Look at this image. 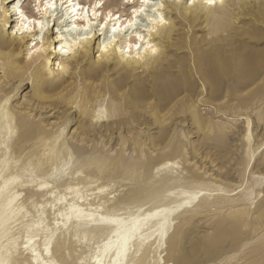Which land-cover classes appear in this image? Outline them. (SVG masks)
<instances>
[{
    "label": "rangeland",
    "instance_id": "rangeland-1",
    "mask_svg": "<svg viewBox=\"0 0 264 264\" xmlns=\"http://www.w3.org/2000/svg\"><path fill=\"white\" fill-rule=\"evenodd\" d=\"M25 2L27 6L21 8L33 13L34 3L22 0L21 5ZM160 2L166 4L165 0ZM137 3L143 0L128 5L125 13H132L130 7ZM143 8H147L142 9L145 15L158 14L154 8ZM166 13L163 11V15ZM137 19L142 25L151 23L147 17ZM263 22L264 0L245 4L221 23L223 33L207 38L201 23L190 28L179 22L169 61L156 73L130 77L117 92L116 72L91 75V59H85L75 75H67L62 88L42 81L32 85L26 73L16 80L9 79L7 84L3 82L0 105L13 109L16 104L14 111L22 112L25 120L36 127L32 128L34 133L19 142L14 121V136L11 134L6 144H0V155L9 151L7 168H14L17 173L24 164L30 166L18 174L21 185L16 189L22 193L18 202L25 204V217L11 225L12 233L20 236V264L30 259L24 249L26 226L38 221V242H42L43 229L54 231L55 219L61 220V206L74 197L90 199L94 207H103L101 211L88 209L86 213L113 217L114 208L134 211L141 202L161 199L166 189L183 186L210 190V198L200 196L191 203L195 206L207 198L197 208L203 213L184 223L194 213L188 211L190 208L179 210L172 217L163 246L157 251L152 249L144 264H264V207H259L264 200V60L258 54L264 50ZM103 24L104 19L100 26ZM17 57L22 64L27 51ZM25 80L29 84H23ZM84 91L92 101L86 99ZM44 104L50 107L49 114L55 113L54 118L42 120L36 113L39 109L29 112L32 106ZM112 108L119 110L114 126L108 124ZM98 111L102 112L100 119ZM50 121L56 122L55 126L66 125V130L54 147H39L38 133L53 131L46 124ZM248 130L252 134L250 141L246 138ZM53 152H61L66 165H59L53 170L56 178L49 179L36 164H43ZM164 162L177 165L155 175V167ZM57 164L53 159L48 168ZM45 179L52 186L50 191L56 190L57 198L66 199L53 201L34 195L33 191V197L24 201L28 190L38 189ZM68 185L79 187L78 193L66 190ZM252 189L253 194H248ZM35 201L38 204L33 205ZM167 201H152L141 212L176 204ZM67 228L54 232L51 246L65 242V248L54 253L55 260L59 264H79L83 259L84 264H90V256L103 238L96 232L72 236V228ZM179 233V244L170 248L168 239Z\"/></svg>",
    "mask_w": 264,
    "mask_h": 264
},
{
    "label": "bare ground",
    "instance_id": "bare-ground-1",
    "mask_svg": "<svg viewBox=\"0 0 264 264\" xmlns=\"http://www.w3.org/2000/svg\"><path fill=\"white\" fill-rule=\"evenodd\" d=\"M21 1L18 0L17 4V0H0V87L3 86V82L7 84L9 79L16 80V78L23 77L26 73L27 79L32 80V85L34 82L39 83L42 81L47 86L56 89L62 88L67 83V75H75L78 66L84 63L85 59H91V75L97 76L107 70L116 72L118 81L115 82V92H117L130 77L156 73L169 61V52L173 40L180 30L179 22L181 25L190 28H195L197 24L201 23L202 27L200 28L206 32L207 36L205 38H207L223 33L225 30H222L221 23L245 4L262 2L263 0H215V3H209V0H165L166 4H162L160 0H149V2L143 0V3L131 6L132 13L129 14L125 13L126 8L135 0H71V2L70 0H55V8L51 7L52 0H29L34 3L32 7L35 9L31 14L30 9L26 8L24 10L21 8V6H27L26 2L21 5ZM86 5L88 8L85 12ZM91 5L93 6L91 7ZM14 6L21 8L27 20L43 21L46 24L44 31L41 32L39 27L31 24L29 25L30 30L21 32L18 25L27 23V20L22 19L18 13L12 11ZM73 7H77L74 13L71 11ZM143 7L154 8V11H157L158 14L145 15L142 13ZM163 11L167 12L166 15H163ZM93 12H95V15H93ZM173 16L178 20H175ZM146 17L150 20V24L142 25L135 20V18L146 20ZM103 19L104 24L100 26ZM52 23H54L53 27H51ZM7 27H9L8 30ZM54 28L56 29L54 30ZM114 28L116 31H113ZM196 38L195 32L194 39ZM33 42H35L34 45ZM23 50L27 51V58L24 57L26 60L19 64L17 56ZM258 54L260 59L264 60V50L259 51ZM38 61L40 62L37 64ZM200 61L198 58V62ZM25 81H23V84H29V81ZM97 94L101 93L97 92ZM83 95L87 96L86 99L92 101L86 91ZM9 99L8 97L6 101ZM14 106L12 109L7 107L6 104L0 105V144H6L11 137L12 129H15L12 126L14 121L17 125L15 131L18 132L16 141L22 142L25 137H28L27 134L35 132L32 128L35 130L36 127L25 120L24 116L21 115L22 112H18L19 110L14 111L17 108L16 104ZM49 108L45 104L44 106L37 105L32 106L29 112L39 109L36 111L39 118L49 120L55 117V113L49 114L51 110L48 111ZM46 113L48 114L45 115ZM101 114L102 112L98 111V119L102 117ZM117 116H119V110L112 108L108 124L113 123L114 126ZM55 123H46L51 126L53 131L43 133L42 130L38 133L39 147H54L63 136L66 125H58L57 123L55 126ZM251 137L252 134L248 130L247 140L250 141ZM65 142L64 137L61 143L62 146L65 145ZM7 154L4 152L0 155V264H20L22 262L20 253L17 252V241L20 236L16 237L12 233L11 225L16 224L25 217V214L22 213L25 204L18 202V198L22 193L16 189L21 185L18 182V174L26 172L27 170H24L29 165L24 164L18 168L17 173H14V168L6 167L9 162ZM250 156L252 158L253 153H250ZM53 159L58 164L50 169L48 167ZM62 159L61 152H53V154L46 157L43 164L38 162L36 167L42 170L47 178H56L53 170H57L59 165H66L65 160L62 163ZM209 161L213 163V160ZM176 165L177 163H161L155 167L154 174L158 175ZM261 180L264 179L261 178ZM257 182L259 183L260 180ZM50 187L52 186L49 180L41 181L38 189L28 190L29 196L24 201L27 202L33 197V191H35L34 195H44L49 199L53 198V201L60 202L66 199L65 196L57 198L55 195L56 190L50 191ZM65 189L75 194L79 191V187L74 185H68ZM208 191L210 190H191L187 189L186 186L179 189L168 188L164 191L161 199L155 197L143 203L141 202L134 207V211L126 207L124 211L114 208L116 211L113 212V217L95 216L91 212L86 213L85 211L88 209L101 211L103 207L100 205L94 207L90 199H83L81 196L78 199L74 197L65 206H61L63 207L59 212L61 220L59 221V218L55 219L54 231L49 233L45 231V228L43 229L44 240L42 242H38L41 240V238L38 239L40 230L37 227L38 221L26 226L24 230L26 239L24 249L25 252L30 254V259L25 260L24 264H59L54 258V253L61 252L65 248V242L59 241L54 247L51 246L52 240L55 231L67 226L68 230L72 228V236H79L80 234L85 236L87 232H96V234H99V238H103L102 244H99L90 256V264H144L152 249L157 251L163 246L167 233L172 227L174 220L172 217L179 210L190 208L188 211L194 213L185 218L184 223L203 213V210L199 211L200 209L197 208L205 203L207 198H210L211 194ZM253 192L254 189L248 191V194L252 195ZM200 196H207V198H204V201L195 206H191V203ZM164 200L176 204L174 206L163 204L141 212L145 204L152 201L161 203ZM35 204H38V202H33V205ZM259 207H264V200L259 203ZM74 228L76 229L74 230ZM180 238V233L171 236L168 239L169 247H176L180 242ZM79 262V264H84L83 259H80Z\"/></svg>",
    "mask_w": 264,
    "mask_h": 264
},
{
    "label": "snow or ice",
    "instance_id": "snow-or-ice-1",
    "mask_svg": "<svg viewBox=\"0 0 264 264\" xmlns=\"http://www.w3.org/2000/svg\"><path fill=\"white\" fill-rule=\"evenodd\" d=\"M70 2H71V0H70ZM209 3H215V0H209ZM17 4H18V0H17ZM51 7H52V8H55V7H56L55 0H52V2H51ZM77 7H79V6H77ZM77 7H73V8L71 9V11H72L73 13L76 12ZM12 11H13L14 13H18L19 16H20L22 19L27 20V17L24 16V13L20 10L19 7H15V6H14V7L12 8ZM86 11H87V10L85 9V12H86ZM93 15H95V12H93ZM109 15H111V14H109ZM31 24H35V25H37V26L40 28L41 32H43L44 29L46 28V24H45L43 21H36V20H27V23H23V24L18 25V28H19V30H20L21 32H23L24 30H30V29H29V25H31ZM113 31H116V29L114 28ZM137 47H139V45H137ZM153 51H155V50H153Z\"/></svg>",
    "mask_w": 264,
    "mask_h": 264
}]
</instances>
